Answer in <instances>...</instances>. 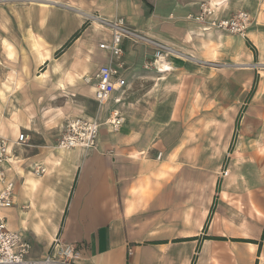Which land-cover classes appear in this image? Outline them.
Listing matches in <instances>:
<instances>
[{
  "label": "crops",
  "instance_id": "crops-1",
  "mask_svg": "<svg viewBox=\"0 0 264 264\" xmlns=\"http://www.w3.org/2000/svg\"><path fill=\"white\" fill-rule=\"evenodd\" d=\"M63 2L182 56L144 68L153 46L123 40L122 84L98 108L83 77L107 64L110 33L84 27L52 58L84 24ZM200 3L219 19L247 11L246 37L188 18ZM68 117L100 121L95 148L57 147ZM1 125L14 196L0 214L29 258L60 235L80 264H264V0L0 1Z\"/></svg>",
  "mask_w": 264,
  "mask_h": 264
},
{
  "label": "built area",
  "instance_id": "built-area-1",
  "mask_svg": "<svg viewBox=\"0 0 264 264\" xmlns=\"http://www.w3.org/2000/svg\"><path fill=\"white\" fill-rule=\"evenodd\" d=\"M215 8L206 3H200L198 13L188 16L199 23L204 24V29L214 28L218 31L228 32L239 37H246L250 15L247 11L241 10L230 17L216 18ZM102 24L110 33V40L100 42V47L108 52L109 59L107 64L101 65L90 76H84L86 83L93 85V96L100 108L112 97L114 90L122 84L119 78V70L124 63L121 61L123 40H131L134 43L147 42L153 46L152 58L147 61L146 66H153L160 57L171 49L170 46L151 40L146 36L139 35L134 30L126 27L122 17H115L112 20L102 21ZM171 57V56H170ZM119 101V99H115ZM124 121L121 112L114 108L110 111L105 123L109 124L114 130ZM100 121L97 118L68 117L62 127L63 132L56 142V145L67 151L79 148L81 150L93 149L97 146L96 140L99 134ZM27 136L20 133L15 144H25ZM160 153L156 158L159 159ZM14 156L10 153L9 141L0 134V210L8 208L13 203L14 182L6 175L4 164L11 163ZM45 168L36 166L33 174H42ZM223 176L227 175V170L221 171ZM45 254L37 259L27 256L30 244L19 232L7 228L2 215L0 214V264H80L76 258V247L73 243L62 240L60 235H55L50 242Z\"/></svg>",
  "mask_w": 264,
  "mask_h": 264
},
{
  "label": "bare ground",
  "instance_id": "bare-ground-1",
  "mask_svg": "<svg viewBox=\"0 0 264 264\" xmlns=\"http://www.w3.org/2000/svg\"><path fill=\"white\" fill-rule=\"evenodd\" d=\"M32 1V0H31ZM41 1V0H40ZM49 1V0H48ZM51 3L53 4V3H55L54 1H51ZM48 4H50V2L48 3ZM52 4H50V5H52ZM56 4V3H55ZM46 5H47V3H46ZM54 5V4H53ZM75 9V8H74ZM77 14L76 15H79V17L80 16H82V18H91V19H93L92 21L95 23V27L96 28H103V29H105L106 31H108L107 30V28L102 24V21H108V20H106V19H104L103 17H101L100 15H96V16H94V15H92L91 13H88V12H84V11H81V10H76L75 11ZM98 47H100V42L98 43ZM77 48V47H76ZM100 49H102L101 47H100ZM102 50H104V49H102ZM168 51H166L161 57H160V59L159 60H157L156 61V63L154 64V67H156L158 70H160V72H164V71H166V70H171L172 69V66H171V64H170V61H168V59H167V57L168 56H170V55H175V56H182V53L180 54V52H176V51H173V49L171 48V49H167ZM76 52V51H75ZM10 54V53H9ZM89 76V75H88ZM60 85L61 86H63L62 85V81L60 82ZM11 127H14V132H18V130H17V128H16V124L14 123V122H12L11 123ZM2 130H3V127H2V125H1V128H0V131H1V133H2ZM58 147V146H57ZM58 148H60V147H58ZM61 149V148H60Z\"/></svg>",
  "mask_w": 264,
  "mask_h": 264
},
{
  "label": "rangeland",
  "instance_id": "rangeland-1",
  "mask_svg": "<svg viewBox=\"0 0 264 264\" xmlns=\"http://www.w3.org/2000/svg\"><path fill=\"white\" fill-rule=\"evenodd\" d=\"M1 2H3V3H14V2H16V3H20V4H23V5H30L31 3H35V2H42V0L40 1V0H11V2H9L10 0H0ZM58 7H60L62 10L63 9H65V10H67V11H69V12H72V13H76L75 11L77 10V9H74V7H72V6H70V5H68L66 2H63V3H58ZM92 15H94V16H96L95 14H92ZM84 19V24H85V28H87V27H90V26H95V23L92 21L93 19H91V18H83ZM81 31V29H79V32ZM81 33V32H80ZM100 42L102 43V42H104V40H100ZM138 43V42H137ZM66 48V46L64 47V49ZM64 49L63 50H58V51H56L55 53H53L52 54V58H56V57H58L60 54H62V52L64 51ZM146 64V63H145ZM144 68H154L153 66H144ZM10 125H11V123H10ZM56 144V143H55ZM54 144V145H55Z\"/></svg>",
  "mask_w": 264,
  "mask_h": 264
},
{
  "label": "trees",
  "instance_id": "trees-1",
  "mask_svg": "<svg viewBox=\"0 0 264 264\" xmlns=\"http://www.w3.org/2000/svg\"><path fill=\"white\" fill-rule=\"evenodd\" d=\"M84 27H85V24H83V25L81 26L80 29H82V28H84ZM79 35H80V32L77 31V32H76V33H75V34H74V35L68 40V42H66V43L64 44V46L61 47V50H63L65 46H67L71 41H73L74 39H76Z\"/></svg>",
  "mask_w": 264,
  "mask_h": 264
}]
</instances>
